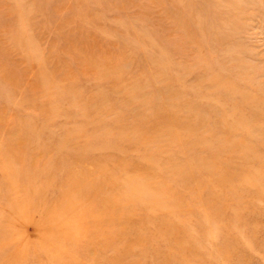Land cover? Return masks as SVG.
Instances as JSON below:
<instances>
[{
	"label": "rangeland",
	"instance_id": "1",
	"mask_svg": "<svg viewBox=\"0 0 264 264\" xmlns=\"http://www.w3.org/2000/svg\"><path fill=\"white\" fill-rule=\"evenodd\" d=\"M0 264H264V0H0Z\"/></svg>",
	"mask_w": 264,
	"mask_h": 264
}]
</instances>
